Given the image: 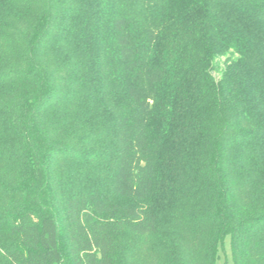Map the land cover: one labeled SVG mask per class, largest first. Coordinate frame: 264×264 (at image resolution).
<instances>
[{
    "label": "trees",
    "instance_id": "1",
    "mask_svg": "<svg viewBox=\"0 0 264 264\" xmlns=\"http://www.w3.org/2000/svg\"><path fill=\"white\" fill-rule=\"evenodd\" d=\"M226 236L264 264V0H0V264H216Z\"/></svg>",
    "mask_w": 264,
    "mask_h": 264
},
{
    "label": "rangeland",
    "instance_id": "2",
    "mask_svg": "<svg viewBox=\"0 0 264 264\" xmlns=\"http://www.w3.org/2000/svg\"><path fill=\"white\" fill-rule=\"evenodd\" d=\"M223 58L216 60L214 76L218 77L220 68L222 65ZM128 238V237H127ZM123 244H128L127 241L122 240ZM156 242V235H145V236H136L132 238V246H134L133 252L138 261L147 260L150 257L151 248ZM216 264H233L231 258V249L229 237L226 236L222 243L219 246V257L216 261Z\"/></svg>",
    "mask_w": 264,
    "mask_h": 264
}]
</instances>
